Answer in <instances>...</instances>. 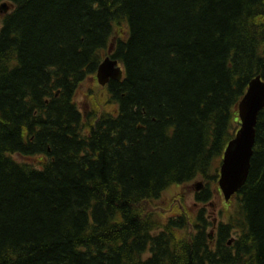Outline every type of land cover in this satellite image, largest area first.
Listing matches in <instances>:
<instances>
[{
  "label": "trees",
  "instance_id": "trees-1",
  "mask_svg": "<svg viewBox=\"0 0 264 264\" xmlns=\"http://www.w3.org/2000/svg\"><path fill=\"white\" fill-rule=\"evenodd\" d=\"M2 5L0 264H264V108L212 234L203 207L166 223L152 209L196 179L198 204L219 191L237 105L264 82V0ZM106 56L122 78L83 113L76 91Z\"/></svg>",
  "mask_w": 264,
  "mask_h": 264
},
{
  "label": "water",
  "instance_id": "water-1",
  "mask_svg": "<svg viewBox=\"0 0 264 264\" xmlns=\"http://www.w3.org/2000/svg\"><path fill=\"white\" fill-rule=\"evenodd\" d=\"M6 12L9 7L2 5ZM122 69L117 60L106 56L95 73L97 84L105 86L109 80L119 81ZM264 108V82L259 76L253 78L237 105L238 129L227 143L218 170L217 186L225 202H228L245 183L255 143V127L259 113ZM195 191L202 184L195 186ZM231 241L228 242V245Z\"/></svg>",
  "mask_w": 264,
  "mask_h": 264
},
{
  "label": "rangeland",
  "instance_id": "rangeland-1",
  "mask_svg": "<svg viewBox=\"0 0 264 264\" xmlns=\"http://www.w3.org/2000/svg\"><path fill=\"white\" fill-rule=\"evenodd\" d=\"M92 91L98 94L100 92H103V89L96 83V81H92L90 79L84 81L76 91L75 102L78 105L79 110L83 113H86L90 109V106H88V101L90 97L89 95H91ZM198 183L203 184L204 181L201 179H196L195 181H192L188 184L172 186L168 188L162 194V196L154 202L152 209L155 211V217H157L160 222L166 223L169 218L179 215L180 212L185 213L190 218L191 215H195L200 210V208L203 207L205 209L207 220L208 222L210 221L209 223H211V226H207L206 232L208 234H212L213 231H215L216 224L221 221H225V218L223 217L225 214H222L221 209L223 207V204L227 202L224 201L219 191H213L210 202L205 203L204 206H202L204 203L198 204L195 201L196 191L194 187ZM215 186L216 189H218L217 185L212 184L210 187L211 189H214ZM202 188L203 186L201 187V189ZM200 190H198V192ZM188 229L186 230V232L181 233L182 236L188 234Z\"/></svg>",
  "mask_w": 264,
  "mask_h": 264
}]
</instances>
